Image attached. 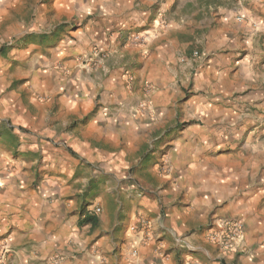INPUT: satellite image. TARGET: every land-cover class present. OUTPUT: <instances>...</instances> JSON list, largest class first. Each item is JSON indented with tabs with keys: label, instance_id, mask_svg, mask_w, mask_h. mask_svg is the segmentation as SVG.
I'll return each mask as SVG.
<instances>
[{
	"label": "crops",
	"instance_id": "obj_1",
	"mask_svg": "<svg viewBox=\"0 0 264 264\" xmlns=\"http://www.w3.org/2000/svg\"><path fill=\"white\" fill-rule=\"evenodd\" d=\"M74 1L63 0L61 10L72 11ZM83 1L92 17L80 32L71 26L69 32L56 29L52 35L25 29L17 35L21 50H11L13 61L0 64L2 71L20 70L19 77L28 80L19 90L22 95H13L14 107L6 108L15 129L27 132L18 137L17 147L0 139V215L10 216L13 225L21 223L24 238L52 246L50 240L68 236L63 235L65 217L70 223L78 219L82 194L100 191L112 199L117 216L127 209L129 225L141 224L133 246L136 256L123 247L120 264H264V198L247 184L249 173L241 167L233 171L238 163L226 151L201 145L207 134L203 126L188 125L172 137L174 121L166 123L177 111L187 119L191 108L198 114L200 101L170 103L174 90L168 87L143 96V82L166 86V52L158 49L162 37L150 35L139 45L149 58L140 60L143 70L134 72L129 88L123 72L129 66L117 62L131 54L120 47L126 31L142 19L135 20V12L121 14L127 6L118 1L112 11L104 2L98 3L103 8L94 5L96 0ZM11 4L0 0V8ZM82 54L89 57L85 66L77 63ZM157 61L164 63L160 77L152 65ZM3 103L9 104L7 97ZM216 108L208 107L212 118ZM160 127L166 128L159 136L166 133L172 139L161 156L147 139ZM18 151L23 158L15 160ZM132 163L129 181L121 182L118 170ZM212 218L241 223L245 254L224 252L208 242ZM86 263L75 258L71 264Z\"/></svg>",
	"mask_w": 264,
	"mask_h": 264
},
{
	"label": "rangeland",
	"instance_id": "obj_2",
	"mask_svg": "<svg viewBox=\"0 0 264 264\" xmlns=\"http://www.w3.org/2000/svg\"><path fill=\"white\" fill-rule=\"evenodd\" d=\"M5 1H11L12 6L0 8V64L3 66L13 61L8 55L11 50H21L18 43L21 40L17 37L21 31L50 30L52 35L58 29L64 33L69 32L71 26L76 33L92 17L89 10L84 9L86 2L83 0L69 5V8L74 6L72 11L61 10V5L66 6L61 3L63 0ZM90 1L92 0H88V3ZM117 1L127 6L121 9V14L132 15L135 12V20L137 17L142 19L126 31L124 44L120 47H124L125 53L131 52L128 55L130 57L121 56L117 62L129 66L123 71L126 85L129 88L134 86V72L143 70L140 60L147 61L149 58L147 52H139V45L147 42L150 35L154 39L162 37L159 43L164 45H159L158 49L166 52L169 67L166 86L161 88L159 83L143 82V96L150 97L168 87L174 90L173 93L169 91L170 103L183 105L187 98L194 102L195 99L200 101L198 114L195 113L196 108H191L188 119L177 111L175 118L166 120L167 124L174 121L172 130L175 133L172 137L177 134L178 129L188 125L203 126L207 134L201 145L210 147L215 152L222 150L232 155L238 163L233 171H238L239 167L247 171V184L259 190L264 198V0H96L94 5L103 7L98 3L104 2V7L112 11ZM13 45L17 48L12 47ZM88 58L82 54L77 63L85 66ZM162 64L163 61L152 63L156 66L153 68L154 73L159 77L165 71H160ZM2 65L0 139L17 147L18 137L27 130L23 127L15 129L12 119L6 115L11 110L6 108L14 107L17 99L13 95H19V90L28 80L19 77L22 74L20 70L9 68L7 72L2 71ZM5 97L8 105L3 103ZM161 97L163 96H159V101L163 99ZM141 103L147 104V101ZM210 104L217 107L213 118L211 116L214 115L210 116L208 113ZM95 112L96 110L93 114ZM4 124L9 126L7 130L3 127ZM165 128L160 127L157 134L152 132L147 137L148 141L151 140V150L157 151L158 155L161 152L165 154L172 142V139L165 137L166 133L159 136L161 129ZM22 156V152L13 153L15 160L22 159ZM134 170L133 163L122 171L118 170L119 176L123 178L121 182L129 181ZM118 187L116 186V191ZM115 208L112 199L101 195L100 191L82 194L78 219L75 223H70L69 215L65 217L68 226L63 235L68 236H61L60 242L50 240L52 246H41V242L37 245L36 237L34 240L24 238L22 224L13 225L10 216L2 214L0 264H71L75 258L87 262L86 264H120L123 247L135 257L133 246L137 244L136 235L141 224L137 222L129 225L128 213L131 211L127 212L125 209L117 216ZM84 216L95 217L97 224L94 227L82 224ZM217 219L221 218H212L206 228L207 240L209 230ZM16 225V228L21 229H16ZM246 250L241 245L233 254H245ZM89 259L91 263H88Z\"/></svg>",
	"mask_w": 264,
	"mask_h": 264
},
{
	"label": "built area",
	"instance_id": "obj_3",
	"mask_svg": "<svg viewBox=\"0 0 264 264\" xmlns=\"http://www.w3.org/2000/svg\"><path fill=\"white\" fill-rule=\"evenodd\" d=\"M242 239L241 223L231 219H217L208 235L211 244L228 253H235L241 246Z\"/></svg>",
	"mask_w": 264,
	"mask_h": 264
},
{
	"label": "trees",
	"instance_id": "obj_4",
	"mask_svg": "<svg viewBox=\"0 0 264 264\" xmlns=\"http://www.w3.org/2000/svg\"><path fill=\"white\" fill-rule=\"evenodd\" d=\"M82 224H91V226H95L97 224V219L95 217L91 216H84L82 221Z\"/></svg>",
	"mask_w": 264,
	"mask_h": 264
}]
</instances>
